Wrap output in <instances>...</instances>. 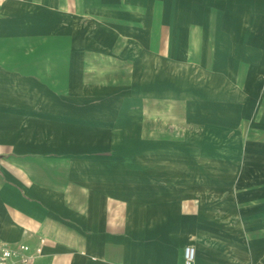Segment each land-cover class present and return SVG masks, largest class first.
<instances>
[{"label": "crops", "instance_id": "1", "mask_svg": "<svg viewBox=\"0 0 264 264\" xmlns=\"http://www.w3.org/2000/svg\"><path fill=\"white\" fill-rule=\"evenodd\" d=\"M261 78L264 0H1L0 244L264 264Z\"/></svg>", "mask_w": 264, "mask_h": 264}, {"label": "built area", "instance_id": "2", "mask_svg": "<svg viewBox=\"0 0 264 264\" xmlns=\"http://www.w3.org/2000/svg\"><path fill=\"white\" fill-rule=\"evenodd\" d=\"M38 253V251L36 253H30L24 244H0V264H31ZM183 260L184 264H194V247L186 246L184 248Z\"/></svg>", "mask_w": 264, "mask_h": 264}, {"label": "rangeland", "instance_id": "3", "mask_svg": "<svg viewBox=\"0 0 264 264\" xmlns=\"http://www.w3.org/2000/svg\"><path fill=\"white\" fill-rule=\"evenodd\" d=\"M167 31L166 30H160V37H166ZM193 43L191 42H175L174 45L178 49H183L186 50L192 45ZM196 44V43H195ZM186 79V78H185ZM264 79H260L262 81ZM186 86L189 87V92L195 96H199L200 94V80L197 75L194 74H189L187 79H186ZM258 89L255 90V98H256V103H258L255 108L256 112L262 108V100H264V81H262L259 86L257 87ZM169 112L172 113H178L180 112V107L179 105H170L169 106Z\"/></svg>", "mask_w": 264, "mask_h": 264}]
</instances>
